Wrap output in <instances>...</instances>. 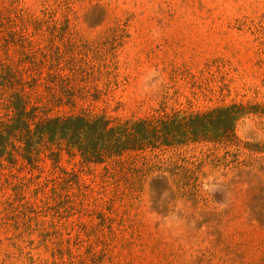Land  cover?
I'll use <instances>...</instances> for the list:
<instances>
[{
    "label": "rangeland",
    "instance_id": "1",
    "mask_svg": "<svg viewBox=\"0 0 264 264\" xmlns=\"http://www.w3.org/2000/svg\"><path fill=\"white\" fill-rule=\"evenodd\" d=\"M11 3L44 21H68L88 41L109 36L94 60L97 84L88 85L100 92L91 89L87 100L54 113H105L124 120L163 108L195 112L232 102L264 110V0H0V6ZM43 26L47 32L49 25ZM29 31L34 33L33 25ZM3 46L0 38V65H30L21 62L17 46ZM3 97L0 91V116L6 111ZM235 132L238 151L191 144L164 152L165 158L203 161L195 200L170 193L156 197L150 177L140 194L130 196L119 175L104 178L106 164L63 154L58 166L77 173L84 190H73L69 211L53 205L25 216L5 201L17 178L60 171L43 155L41 174L17 156L0 174V264L67 263L65 239L78 221L88 225L82 238L99 252V264H264V151L256 150L264 145V113L245 114ZM32 187L25 195L34 201ZM107 197L113 202H104ZM93 210L114 219L99 226L98 217L89 215ZM73 245L74 253L87 255L85 243Z\"/></svg>",
    "mask_w": 264,
    "mask_h": 264
},
{
    "label": "trees",
    "instance_id": "2",
    "mask_svg": "<svg viewBox=\"0 0 264 264\" xmlns=\"http://www.w3.org/2000/svg\"><path fill=\"white\" fill-rule=\"evenodd\" d=\"M13 5L0 6V38L4 50L17 46L21 62L26 60L30 65L25 69H13L4 62L0 65V91L6 105L0 116V174L1 169H9L16 163L17 156L41 174L43 155L52 161L53 169L60 171L57 176L52 170L43 178L41 175L17 178L13 195L5 201L19 214L30 216L37 207L53 205L69 211L72 195L76 193L73 190H84V186L77 173L58 166L63 154L77 156L85 163L106 164L104 178L119 175L130 196L140 194L150 177L149 189L156 197L170 193L175 198L195 200L204 175L203 161L196 163L175 154L165 158L164 152L191 144L234 147L238 151L241 142L235 132L237 122L249 112L264 113L257 106L241 102L195 112L174 109L167 112L163 108L157 115L124 120L105 113H54L61 107H75L79 101L87 100L91 89L100 92L96 85H88L97 84L98 78L92 74L94 60L100 56L109 36L88 41L74 34L68 21L60 22L53 17L44 21L29 8ZM45 23L49 25L47 32L42 30ZM30 25L34 33L29 31ZM48 60V69L42 71ZM62 60L67 66L60 65ZM256 150L264 151V145ZM228 153L225 151L226 156ZM10 175L16 178L12 172ZM11 177L7 175L5 186L12 183ZM29 186H33L34 201L25 195ZM104 202L113 201L107 197ZM89 215L98 217L99 226L114 219L101 210ZM66 227L72 228L73 224ZM77 227L65 239L69 256L65 264H99V252L93 251V244L82 238L88 233V225L78 221ZM55 232L60 234L58 229ZM83 243L87 245V255L74 253L71 245L78 249Z\"/></svg>",
    "mask_w": 264,
    "mask_h": 264
}]
</instances>
